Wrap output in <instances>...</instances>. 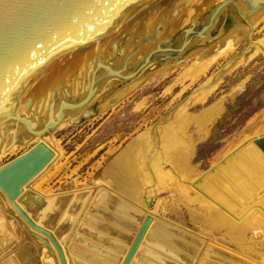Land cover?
I'll return each mask as SVG.
<instances>
[{"label": "rangeland", "instance_id": "rangeland-1", "mask_svg": "<svg viewBox=\"0 0 264 264\" xmlns=\"http://www.w3.org/2000/svg\"><path fill=\"white\" fill-rule=\"evenodd\" d=\"M224 1L210 0L197 15L203 1L191 0L184 8L190 11L189 16L180 18L171 36H178L189 23ZM158 14L154 22L167 21L166 16L158 19ZM252 17V28L236 19L214 42L167 64L154 62L132 82L109 83L92 105L95 115L80 123L68 120L47 140L56 150V159L31 183L20 205L37 221L39 208L34 200L44 204L48 199L63 197L57 200L62 201L76 193L84 201L88 194L77 223L74 217L60 224L53 214L43 223L65 240L66 247L88 203L94 206L99 190L107 189L98 186L130 198L147 194L153 207H146L158 219L157 225L196 244L192 255L182 254L186 263L264 264V151L257 144L264 141V52L249 43H264V19L254 24ZM239 26L242 31L236 33ZM226 41L235 47L209 57L215 49L226 46ZM34 145L1 156L0 168ZM206 207L212 208L211 226L223 227L227 239L220 241L223 236L215 231L211 234L229 247L217 248L224 252L218 253L203 240L209 232L203 226ZM223 209L225 215L228 211L226 221L219 219ZM192 210L197 211L195 219ZM244 211L257 215L245 217ZM228 213L232 219H227ZM144 219L143 214L136 216L138 224ZM2 224L11 227L17 244L0 257V264L9 258L21 264L15 256L26 244L37 248L38 260L33 264H55L42 240L47 238L31 230L0 192ZM132 239L122 240L130 244ZM211 250L215 253L210 256Z\"/></svg>", "mask_w": 264, "mask_h": 264}, {"label": "water", "instance_id": "water-1", "mask_svg": "<svg viewBox=\"0 0 264 264\" xmlns=\"http://www.w3.org/2000/svg\"><path fill=\"white\" fill-rule=\"evenodd\" d=\"M147 1L0 0V155L38 141L0 168V192L31 230L50 240L61 264L67 260L55 236L17 203L55 158L46 139L68 120L80 123L95 115L92 105L112 81L129 83L154 62L180 59L214 42L236 19L249 25L246 17L264 6V0H225L172 37L169 28L189 2L156 23L170 0H155L148 7ZM139 8L145 9L121 25ZM257 144L264 151V141ZM152 223L148 216L122 264L133 262ZM16 255L21 264L38 260L32 244Z\"/></svg>", "mask_w": 264, "mask_h": 264}, {"label": "bare ground", "instance_id": "bare-ground-1", "mask_svg": "<svg viewBox=\"0 0 264 264\" xmlns=\"http://www.w3.org/2000/svg\"><path fill=\"white\" fill-rule=\"evenodd\" d=\"M152 1L153 0H148L147 2L150 4ZM190 1L191 0H170V1H168L161 8L162 11L160 10L161 13H160V15L158 14V16H159L158 19H160V16H162V17L166 16L165 19L168 20L170 15H171V17L173 16L175 8L178 4H180L181 2L185 3V4L187 2H189V6H190ZM202 1H203V7H200V9L197 10V15L199 14V12L203 8H205V6H207V3L210 0H202ZM139 9H141V8H139ZM139 9H136L133 13H131V15H128L127 18L121 23V25L130 23L139 14ZM171 10H173V11H171ZM190 10H192V9H190ZM181 13H183V14L176 21H173L171 27L169 28V32L178 26V22H180V18L189 16L190 11H188V10L184 11V9H183ZM249 16H253L252 22L254 24L260 22L262 19H264V6L261 7L260 9H258L256 12L250 14ZM249 16L246 17V20L248 21L250 28H252L251 23L249 21ZM121 25H119V26H121ZM241 29L242 28H240V26H239V29L236 31V33L237 32L240 33V31H242ZM233 36L236 37L235 35H233ZM226 44L227 45L224 47H219L218 49H215L216 51L213 54H211V55L206 54V55H210L209 57L214 58L213 55H215V54H216L215 57H218V55L225 54L227 51H229V49L232 48L234 43H232V42L228 43L226 41ZM250 46L254 47L256 51L263 50V52H264V49H263L264 43H257L256 44L255 42H252L250 40ZM234 47H235V45H234ZM184 113H185V111H184ZM78 120L79 119H73L72 122H78ZM50 139H53V138L46 139V143L53 149V151L55 153V158L51 162V164H52L54 162V160L56 159L57 153H56V150L47 142V140L49 141ZM37 142L38 141H35L31 145L37 144ZM144 144H146V143H144ZM178 145L176 144L177 147H179ZM146 146L147 145H145V147ZM143 147H144V145H143ZM172 147H174V146H172ZM20 148L21 147L17 146L8 153L4 151L0 155V157L4 156L6 154H10V153H13L15 151H18V150H20ZM172 150L173 149H171V151ZM141 152H142V150H141ZM173 152H175V150H173ZM190 152H191V150H190ZM142 156H143V154H142ZM176 166H178V165H176ZM47 168L40 175H42L47 170ZM171 172H172V170H171ZM39 176H37L35 179H37ZM263 182H264V179H263ZM31 183L25 188L23 195L27 194L28 188L31 185ZM259 186H261V185H259ZM98 187L109 189L108 187H105V186H98ZM261 188H263V187H261ZM107 189L99 190V192L97 193V195L94 198V199H96V202L93 203L94 206H92V203H88L83 217L79 220L77 227L75 228L74 235H73L74 238H72V240H70V242L67 244L66 247H64L65 240L63 241V239L58 238L55 235V233H53L49 229L43 227V223L46 220V217L47 216L50 217L51 214L55 215L58 218V222L60 224L65 223L68 220H72L74 217L76 218L75 222L77 223L78 218L80 217L81 213L83 212V210H84V208H85V206L89 200L90 196L88 194H87L84 201H82L83 198H82L81 194H76V193L69 194L68 195L69 197L66 196V198L68 197V199L62 200V201H57V200H59V198L62 199L63 197H59V198H55V199H48L46 201V203H44V204H42L41 202H39L37 200H34L36 206L39 208V210H38L39 211V219L37 221L35 219H33L30 216V214L28 212H26L24 207H22L20 205L19 200L22 197L18 200L17 203L23 209V211H25L29 215V217L38 226L50 231L55 236L56 240L59 242L60 246L63 249V252H64L66 260H67V264H122L123 263L122 256H123V254H125L124 249H125V247H127V249H128V246H131V244L134 240L132 239L130 244L125 243L124 241L127 240V238L130 236L136 237V235L138 234L143 222L145 221V219L149 215L151 216L152 213L149 209H142L139 206H137L136 204H134V203L130 202L129 200H127L126 198H124L123 196L125 194H123L122 192H120V193L123 196H120L119 194H117L116 192H114L111 189H109L110 192H108ZM129 194L130 193H128V196H129ZM90 195H91V193H90ZM36 202H38V203H36ZM143 202L145 203L146 206L148 205V207H149L150 203L146 198L143 199ZM8 205H9V203H8ZM246 205L248 207V204H246ZM135 206L139 210H137L135 208ZM225 208L229 209L230 207H225ZM234 208L235 207H233L232 209H234ZM238 209H240V208H238ZM14 212H15V210H14ZM227 212H226V215L224 212L223 216L222 217L220 216V218H219L220 221H223V220L226 221V218H224V217L227 216ZM244 213L247 214V215L245 214L244 216L249 217V218H254L255 217L254 215L256 214L255 211H251V213L253 215H251V213L249 215V212L247 213L246 211H244ZM138 214H143V216H145V219L143 220V222L141 224H138L136 222V216ZM231 216L232 215L229 214V217L227 219L228 220L230 218L232 219ZM151 217L153 218V223L151 224L152 228L150 227L149 231L147 232V234L149 233V236H148L149 238L145 242L146 246H148V248L142 249L141 253L139 250H138L139 252H137V253H140L142 257L147 258L148 261L143 259V258H138V259L136 258L137 259L136 264H178V262L180 264H188V263H186V261L183 260L184 256H182V254H185V256H189V254L192 255V253L195 252L196 244L194 242H192V240L185 239L184 236H180L174 232H170V231L164 229L163 227L157 225L158 219L155 218L154 216H151ZM54 218L55 217H52L53 220H54ZM235 219H238V218H235ZM216 225H218V224H216ZM155 228H157V229L155 230ZM221 228L223 230V227H221ZM10 230H11V227L8 226L7 224L0 225V257L4 253L11 251L12 248H14V246L17 244V239L15 238V234H13V231L11 232ZM113 234H115V235H113ZM123 238L125 239L124 241L122 240ZM145 238H146V236H145ZM145 238H144V240H145ZM42 240L47 242L50 245V248L52 250L51 254L53 255L52 256L53 258L50 257L46 251H43V254L46 253L51 259L54 260L55 264H61L60 260H59L58 253L55 250V248L53 247V245L51 244L50 240L48 238H47V240H44V239H42ZM204 242H205V240H204ZM205 244H206V242H205ZM120 245H123L124 249ZM36 250H37V248H36ZM15 257H16L15 258V260H16L17 255ZM13 259L9 258L8 260H6L5 262H3L1 264H16V262ZM149 260H150V262H149Z\"/></svg>", "mask_w": 264, "mask_h": 264}, {"label": "crops", "instance_id": "crops-1", "mask_svg": "<svg viewBox=\"0 0 264 264\" xmlns=\"http://www.w3.org/2000/svg\"><path fill=\"white\" fill-rule=\"evenodd\" d=\"M116 191V190H115ZM114 191V192H115ZM116 193H117V191H116ZM117 194H119V193H117ZM120 196H123V195H121V194H119ZM125 196V195H124ZM123 196V197H124ZM147 194L145 195H142V196H138V197H135V198H130V197H127V196H125L124 198H126L127 200H129L130 202H132V203H134V204H136L137 206H139L140 208H142V209H147V207H146V205H145V203L143 202V199H145V198H147ZM224 208H225V206H224ZM212 208H209V207H206V210H204V211H206V212H204L205 213V225H203L207 230H209V232L207 233V234H204L205 236L203 237V239L205 240V242H206V245H207V243L208 244H212V245H209V246H213V248H215L216 250H217V252L219 253V252H224L222 249H217V248H219V246L220 247H222V248H224V249H229V247L227 248L226 246H224V244L223 243H219L218 241H217V239L211 234V231H215V232H218L219 234H222L221 236H223V238L220 240V241H223L224 240V238H226V236L224 235L225 234V232L222 230V229H218L217 227H213V226H211V224H210V210H211ZM197 211H195V210H192V217H193V219H195L194 218V214H197L196 213ZM223 213H224V209H223ZM156 218V217H155ZM152 228V227H151ZM212 232V233H213ZM149 236V233L146 235V238H145V240L143 241V243H142V245H141V247H140V249H139V251H140V253H141V250L142 249H144V248H148V246H146V240L149 238L148 237ZM201 236V235H200ZM135 239V236L133 237V240ZM227 239V238H226ZM120 246H122V248L124 249V246L123 245H120ZM130 247L131 246H128V249H127V247H125V254H123V256H122V260L124 261V259L126 258V256H127V253L129 252V249H130ZM150 249V248H149ZM138 251V252H139ZM140 253H137L136 254V257H135V259H134V261L131 263V264H136V260L138 259V258H143V259H145V260H147L148 261V259L147 258H145V257H142L141 256V254ZM210 256L213 254V253H215V252H213L212 250L210 251ZM137 258V259H136ZM149 262H150V260H149ZM203 264H210L209 262H205V263H203Z\"/></svg>", "mask_w": 264, "mask_h": 264}]
</instances>
